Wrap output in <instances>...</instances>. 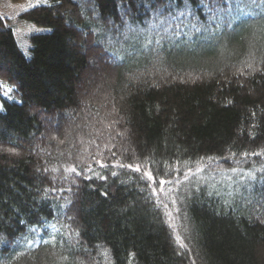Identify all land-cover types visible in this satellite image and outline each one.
<instances>
[{"label": "trees", "instance_id": "1", "mask_svg": "<svg viewBox=\"0 0 264 264\" xmlns=\"http://www.w3.org/2000/svg\"><path fill=\"white\" fill-rule=\"evenodd\" d=\"M17 20L0 264H264V0H43Z\"/></svg>", "mask_w": 264, "mask_h": 264}, {"label": "rangeland", "instance_id": "2", "mask_svg": "<svg viewBox=\"0 0 264 264\" xmlns=\"http://www.w3.org/2000/svg\"><path fill=\"white\" fill-rule=\"evenodd\" d=\"M43 0H0V16L9 19V25L12 26L16 38L20 45L26 43L27 36L34 30L32 26L17 20V15L25 9L26 6L34 5ZM4 92H8L5 87L2 88ZM5 95H8L6 94Z\"/></svg>", "mask_w": 264, "mask_h": 264}]
</instances>
